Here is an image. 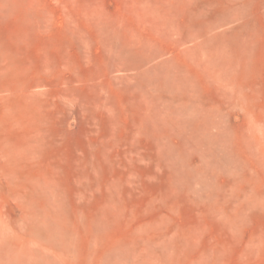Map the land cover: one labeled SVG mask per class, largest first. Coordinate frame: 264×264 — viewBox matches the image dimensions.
<instances>
[{"label":"rangeland","instance_id":"obj_1","mask_svg":"<svg viewBox=\"0 0 264 264\" xmlns=\"http://www.w3.org/2000/svg\"><path fill=\"white\" fill-rule=\"evenodd\" d=\"M0 264H264V0H0Z\"/></svg>","mask_w":264,"mask_h":264}]
</instances>
